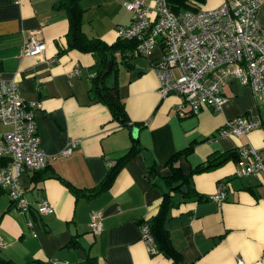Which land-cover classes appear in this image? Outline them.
I'll return each mask as SVG.
<instances>
[{"label": "crops", "instance_id": "crops-1", "mask_svg": "<svg viewBox=\"0 0 264 264\" xmlns=\"http://www.w3.org/2000/svg\"><path fill=\"white\" fill-rule=\"evenodd\" d=\"M57 1L0 0V82H18L25 100L41 102L34 119L40 147L49 155L38 180L33 171L20 176L27 209L0 190L1 256L16 264H87L89 257L97 264H264V186L258 177L237 176L231 157V152L253 146L264 158V101L256 99L249 85L229 78L221 87L227 97L222 110L203 107L194 113L180 94L159 92L153 66L161 46L141 61L132 59L134 48H126L124 54L114 53L103 77L106 85L116 82L130 118L120 125L106 104L92 97L96 55L65 50L68 19ZM124 1L78 0L83 32L114 43L120 37L117 27L132 22ZM225 1L231 0H205L202 8ZM257 16L264 24V5ZM32 33L46 45L35 56L23 52ZM239 116L258 119L260 126L243 136L220 133L227 120ZM7 130L0 122V134ZM70 140L77 141L71 154L58 155ZM132 144L138 146L136 154L109 188L91 196L69 189L67 184L91 191ZM187 148L173 167L189 175V185L204 198H185L166 214L164 227L179 252L175 260L156 252L154 242L149 250L139 221L158 212L165 190L162 177L172 173L166 163ZM220 155L227 157L220 165L193 172ZM219 182L228 185L225 198L210 199ZM41 197L53 206L52 213L37 211ZM94 210L102 211L98 234L89 228Z\"/></svg>", "mask_w": 264, "mask_h": 264}, {"label": "built area", "instance_id": "built-area-1", "mask_svg": "<svg viewBox=\"0 0 264 264\" xmlns=\"http://www.w3.org/2000/svg\"><path fill=\"white\" fill-rule=\"evenodd\" d=\"M123 5L132 13V22L118 26L117 33L136 42L134 54L147 56L155 46L162 48L153 66L161 95L180 94L194 113L203 107L220 111L227 102L221 87L229 78H236L251 87L258 101H264V24L257 16L264 0H231L211 9L179 12L168 0H125ZM33 33L23 45L29 56L41 54L46 47ZM40 107L41 102L22 97L18 82H0V122L9 126L0 134V190L24 209L20 176L44 168L49 158L36 133L34 114ZM259 126L258 119L239 116L227 120L220 133L243 136ZM76 145V140H70L58 155L71 154ZM235 173L258 177L264 186V158L257 148L247 146L238 151ZM227 187L226 182H219L209 198L223 200ZM36 209L40 214L54 210L44 197L37 201ZM89 228L94 234L101 231V210L91 212ZM140 231L153 251L149 226L143 223Z\"/></svg>", "mask_w": 264, "mask_h": 264}, {"label": "trees", "instance_id": "trees-1", "mask_svg": "<svg viewBox=\"0 0 264 264\" xmlns=\"http://www.w3.org/2000/svg\"><path fill=\"white\" fill-rule=\"evenodd\" d=\"M204 2L205 0H168L169 5L175 11L185 9L193 11L199 10L202 9ZM56 4L66 10L68 19V31L66 33L67 48L65 50L78 49L82 51L92 52L97 57L96 66L94 67L95 75L91 80L92 97L97 98V100L106 104V106L110 110L112 119L116 120L118 123H120V125L128 124L130 118L127 115L124 103L121 100L119 88L116 82L112 85H106L103 81V77L107 73L105 68L107 67L109 62L111 61L114 63L115 61L114 53L120 51L119 53L124 54L122 50H125L126 48H134L136 42L132 39L118 37V39L114 41V43L107 44L100 38L88 37L81 28V16L83 10L79 5L78 0H58ZM137 150L138 146L136 144H132L126 151V153L121 158H119L116 163L110 166L105 177L97 186L91 188V191H81V189H76L68 184L67 186L75 194L83 193V195L87 196L94 195L97 192L109 188L113 183L118 171L126 161H128L133 155L136 154ZM188 152L189 148L184 149V151H179L167 161L166 166L170 167L172 173L169 176L162 177L165 185V190L161 195L162 200L159 204L158 212L149 219H143L139 221L140 226L143 223H146L149 226V231L153 237V242L157 249L156 252L162 253L165 256L171 257L175 260H178L179 252L172 244L170 235L167 229L164 227L166 214L172 206H176L180 202L184 201L185 198L195 197L197 200H201L202 198H204L200 194H198V192L193 189L191 185H189V175L183 174L179 167H173V163L180 159L181 155H184ZM231 157L235 158L236 163V160L238 159V153L231 152ZM225 159H227V157H222V155L214 156L197 166L193 170V172L196 173L214 168L223 163ZM44 169L45 167L38 170H31L35 173L32 178L38 180V178L40 177L38 175V172H41ZM152 169L154 170L153 167H150L148 169L150 176H153ZM182 185L187 186L186 190H184L183 192L181 191ZM2 191L7 194L5 190ZM176 193H180V196H178V198H175L178 195L177 194L175 196ZM0 264L16 263L12 260L5 259L0 254ZM87 264H97V261L94 257H89Z\"/></svg>", "mask_w": 264, "mask_h": 264}, {"label": "rangeland", "instance_id": "rangeland-1", "mask_svg": "<svg viewBox=\"0 0 264 264\" xmlns=\"http://www.w3.org/2000/svg\"><path fill=\"white\" fill-rule=\"evenodd\" d=\"M204 7H205V5H204ZM185 10H186V9H185ZM132 59H133V60H136V61H141V60H146L147 58H146V56H144V55H137V56H133ZM147 60H148V59H147Z\"/></svg>", "mask_w": 264, "mask_h": 264}, {"label": "water", "instance_id": "water-1", "mask_svg": "<svg viewBox=\"0 0 264 264\" xmlns=\"http://www.w3.org/2000/svg\"><path fill=\"white\" fill-rule=\"evenodd\" d=\"M111 63H112V62L110 61V62H109V66L111 65ZM109 68H110V67H109ZM177 196H178V195H177Z\"/></svg>", "mask_w": 264, "mask_h": 264}]
</instances>
